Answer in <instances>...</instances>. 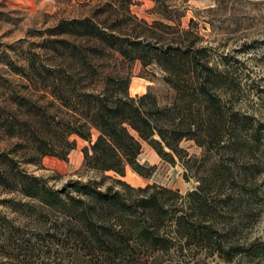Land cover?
<instances>
[{"label": "trees", "instance_id": "16d2710c", "mask_svg": "<svg viewBox=\"0 0 264 264\" xmlns=\"http://www.w3.org/2000/svg\"><path fill=\"white\" fill-rule=\"evenodd\" d=\"M98 1V10L48 30L71 36V44L51 40L57 43L49 46L51 60H3L26 90L42 95L23 94L2 79L5 104L0 102V137L19 141L29 155L24 163L37 165L44 156L66 160L76 136L88 143L82 170L93 176L54 189L3 155L0 186L26 198L42 221L51 214L66 218L55 230L89 264L148 263L155 255L191 252L226 262L263 257L264 242L250 234L264 212V122L225 107L219 90L241 91L228 70L231 62L223 69L210 62L197 23L191 18L181 27L183 14L170 0H154L161 19L151 23L131 14V0ZM109 52L159 67L173 100L161 106L150 92L131 96L129 78L100 64ZM183 140L194 141L202 153L189 155ZM141 141L164 161L179 162L195 188L182 194L157 184L133 187L105 175L123 177L129 168L150 177L155 166L139 161Z\"/></svg>", "mask_w": 264, "mask_h": 264}, {"label": "rangeland", "instance_id": "374dc122", "mask_svg": "<svg viewBox=\"0 0 264 264\" xmlns=\"http://www.w3.org/2000/svg\"><path fill=\"white\" fill-rule=\"evenodd\" d=\"M170 1L173 9L183 14L181 27H187L191 18L197 23L200 44L210 49V62L220 69H223L224 62H231L228 70L240 80L241 91L232 94L227 87L219 90L225 107H233L264 122V0ZM99 7L98 0H0V102L5 104L2 79L16 87L18 92L33 98H41L42 95L33 89L26 90L24 80L11 73L3 60L9 59L19 65L24 64L28 55L39 60H51L55 52L49 46L57 44L51 40L64 39L71 44V36H52L48 30L62 20L91 14ZM155 8L154 0H131L129 3L131 14L148 23L161 19ZM100 64L108 71L129 78L131 96L150 92L161 106L174 98V91L163 81L164 73L154 64L143 67L140 61L124 60L114 52L107 53ZM72 138L76 140V147L68 153L66 160L44 156L35 165L24 163L29 155L20 150L16 138L0 137V161L1 156L9 155L18 160L28 173L46 178L52 188L60 189L71 180L85 181L93 176L82 170V148L88 143L76 136ZM180 146L189 155L198 156L203 150L192 140H183ZM138 159L148 166H155L150 177L143 178L129 168L123 177L113 172L105 175L120 178L133 187L157 184L177 189L182 194L197 184L194 178L184 177V169L179 162L173 165L164 161L146 141H141ZM106 185H110V181ZM27 202L22 195L7 192L0 186V264H89L80 252L71 249V240L55 230L66 224L67 219L60 221L57 214H51L42 221L40 218L43 216L30 210ZM250 237L264 242V212L252 228ZM138 264H264V256L252 258L242 255L226 262L218 256L191 252L187 256L155 255L148 263Z\"/></svg>", "mask_w": 264, "mask_h": 264}]
</instances>
